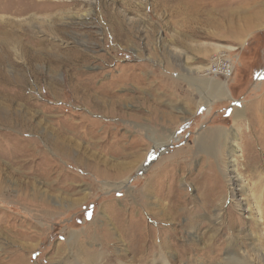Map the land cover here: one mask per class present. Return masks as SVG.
Segmentation results:
<instances>
[{"label":"rangeland","instance_id":"374dc122","mask_svg":"<svg viewBox=\"0 0 264 264\" xmlns=\"http://www.w3.org/2000/svg\"><path fill=\"white\" fill-rule=\"evenodd\" d=\"M205 1L0 0V264H264V14Z\"/></svg>","mask_w":264,"mask_h":264},{"label":"bare ground","instance_id":"6f19581e","mask_svg":"<svg viewBox=\"0 0 264 264\" xmlns=\"http://www.w3.org/2000/svg\"><path fill=\"white\" fill-rule=\"evenodd\" d=\"M175 2L174 5V10L176 12H178L179 14L185 15L186 18L188 19V22H198L197 17L199 15H207L209 16L208 19L204 20L203 22H205L207 25H211L214 20L213 17H211L213 10V6L212 3L209 1H205V0H173ZM247 4H248V11L250 12V14H247V16L245 17L244 20V29H250L253 26H258L257 24L259 23L261 17L264 14V0H247ZM165 5V4H164ZM215 5V4H214ZM165 7V6H164ZM248 12V13H249ZM226 17V14L223 15ZM207 18V17H206ZM187 21L184 20L183 24H186ZM189 24V23H188ZM193 25V24H192ZM7 42V41H6ZM5 43H0V46L2 47V45H4ZM210 70V68H209ZM193 80V79H192ZM196 85V87L198 88V91L201 93H204L206 96L207 100L213 99V98H218V97H224V96H228V92L225 88V83H218V82H204V81H198L196 83H194ZM79 86V85H78ZM84 86V85H83ZM88 86V85H87ZM75 89L78 87L75 85L74 86ZM81 87V86H80ZM91 88V87H90ZM98 93V94H97ZM114 95V94H113ZM111 93L109 92V89L106 88H100V89H96L95 92H89V94L86 95L87 100H86V104L88 101L87 106L90 108H96V109H103V110H107V111H111L114 110V112H118L117 111V103L124 101L122 99H115L114 97L111 98ZM83 97V96H82ZM94 97V98H93ZM116 97V96H115ZM93 98V100H92ZM84 101V102H83ZM82 103H85V100H83ZM97 111V110H96ZM102 111V110H101ZM100 111V112H101ZM104 112V111H103ZM109 114V113H108ZM242 115V111L237 109L234 112V119L235 121L238 120V118ZM21 117V116H20ZM108 117V116H107ZM23 119V118H22ZM25 122V121H24ZM45 132V131H44ZM46 134V133H45ZM62 134V133H61ZM234 137V133L232 131H219V130H213L211 132V141L214 142V144L216 145L217 142H219L222 138H224V144H228L229 138L231 135ZM47 135V134H46ZM60 135V134H59ZM57 136V135H56ZM46 138V137H45ZM48 138V137H47ZM67 138V137H66ZM68 139V138H67ZM236 139V138H235ZM51 140V138L49 139ZM58 140V136L57 138L54 140V143L56 145V148L62 151H65V148L71 149V144L69 142H67L68 140H66L64 137L59 138L60 142L57 141ZM67 142V143H66ZM67 146H66V144ZM201 144V143H200ZM213 144V143H212ZM52 145V144H51ZM75 145V144H72ZM218 145V144H217ZM76 148V147H75ZM79 151V150H78ZM234 151V150H233ZM70 152V151H69ZM61 153V151L59 152ZM68 153V152H67ZM80 155V154H79ZM70 156V155H69ZM68 157V156H67ZM77 157V156H76ZM95 157V155H94ZM81 159V158H80ZM79 159V160H80ZM93 159V157H92ZM98 159V158H96ZM230 159V158H229ZM234 159V158H233ZM99 160V159H98ZM104 160V159H103ZM80 162V161H79ZM226 162V161H225ZM228 162V161H227ZM230 162H232V159H230ZM81 163V162H80ZM83 163V162H82ZM98 163V162H97ZM87 164V163H86ZM233 164V163H232ZM94 165H95V161H94ZM100 165V164H99ZM229 165V164H228ZM226 164V166H228ZM83 166V165H82ZM96 166V165H95ZM226 168V167H225ZM224 168V169H225ZM95 169V167H94ZM229 169V168H228ZM233 170V169H232ZM95 171V170H94ZM224 172V171H222ZM232 177V176H231ZM231 186L229 187V193L230 196H234V186H233V180L229 181ZM236 197V196H235ZM234 197V199H235ZM232 198V197H231ZM219 199V198H218ZM224 201V200H223ZM233 202V201H232ZM235 205H237V207H239V210H243L244 208H242L240 205H238L239 203L235 200ZM224 204V203H223ZM246 204V203H245ZM243 206V205H242ZM245 206V205H244ZM249 209L245 207L244 211H248ZM216 216L220 215V211L215 213ZM260 236V235H259ZM76 247V246H75ZM79 257V256H78ZM77 259V258H76ZM227 262L232 261V256L231 255H227L226 258ZM234 259V258H233ZM236 260V259H235ZM71 264H82V262L79 261H75ZM228 264V263H227Z\"/></svg>","mask_w":264,"mask_h":264},{"label":"built area","instance_id":"2783aa9c","mask_svg":"<svg viewBox=\"0 0 264 264\" xmlns=\"http://www.w3.org/2000/svg\"><path fill=\"white\" fill-rule=\"evenodd\" d=\"M208 71L215 75H221L224 78H230L233 72V66L227 59L215 57Z\"/></svg>","mask_w":264,"mask_h":264}]
</instances>
